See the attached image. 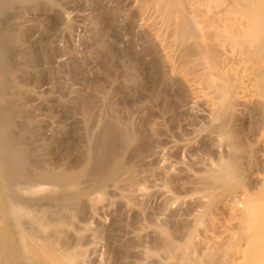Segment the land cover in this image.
<instances>
[{"label":"rangeland","instance_id":"1","mask_svg":"<svg viewBox=\"0 0 264 264\" xmlns=\"http://www.w3.org/2000/svg\"><path fill=\"white\" fill-rule=\"evenodd\" d=\"M254 1L0 0V105L46 176L18 214L0 187V264H264V110L231 103L214 39ZM255 16L227 38L260 68ZM106 123L127 141L98 168Z\"/></svg>","mask_w":264,"mask_h":264},{"label":"bare ground","instance_id":"2","mask_svg":"<svg viewBox=\"0 0 264 264\" xmlns=\"http://www.w3.org/2000/svg\"><path fill=\"white\" fill-rule=\"evenodd\" d=\"M224 4L228 5L227 2H225ZM255 4H256V2L254 3V5ZM255 7H256V9L254 10L255 11L254 13L252 11V13L254 14L252 16H255V15L257 16V17L255 16V18L259 21L258 22L259 25L258 24H256V25L261 30L263 28V25H264V0H258ZM222 8H220V9H222ZM225 8H226V6H225ZM230 10H232V9H230ZM226 11H228V10H226ZM225 15H226V19L228 21L225 22L224 24H222L221 27H219L220 25H217V26L219 27V31H221V32L222 31L225 32V30L227 32L229 31V33L226 34L227 36L228 35L230 36V34H233V32L237 33V35L241 34L238 32L245 31L249 28V26L246 27L248 24L247 21L253 20V19L249 20V18H252V16L246 17V15L244 14L245 15L244 16L242 14V12L240 14L239 12L234 13L232 11H230V12L228 11L227 13H225ZM254 21H256V20H254ZM251 23H249V25H251ZM261 26H262V28H261ZM185 27H187V25ZM259 28H257V29H259ZM186 29L188 30V28H186ZM186 29H185V31H186ZM252 29H254V28L252 27ZM257 29H256V31H260ZM263 30H264V28H263ZM214 31H215V29H214ZM256 31L254 30L255 33H256ZM247 32H249V31H247ZM187 33L188 32L186 31V34ZM215 33L217 34V31ZM217 35H219V34H217ZM253 35L256 36V34H253V32H252L251 36H253ZM227 36L221 37V35H219L217 39L216 38H214V39L216 41V47L218 49L217 52H219V54L222 55V57H224L226 59L225 60L226 61L225 69L228 71V73L230 72V74H229L230 77H228L230 80L229 83L234 86V87L231 86L234 88V95L232 98L233 101H231V103L234 102L235 105H237V104L238 105L239 104H243V105L248 104V105H250V107H252L254 109L258 105V107H260L264 110V91L262 90V92H263L262 98L258 97V95L256 93L257 88H259L258 86L260 84H262L261 81L264 80V78H263L264 77V65H261L262 67H260V68H258V67L254 68L253 66H255V65L258 66V65H257V63H255V65H252V63L250 62L251 59L250 60L248 59L247 55L249 54V52H248V54H246L245 51H248V50L247 49L245 50L246 46L244 44H242L245 41H241L242 42L241 43L242 45H241L240 41L238 42V40L237 41L234 40V38L235 39H238V38L242 39V37L236 36V37H231L230 39H228ZM234 36H235V34H234ZM242 36H243V33H242ZM244 37H245V33H244L243 38ZM252 39H253V37H251V40ZM246 42H248V40ZM247 44H250V43H247ZM243 45L245 47H243ZM249 47H248V49H249ZM252 54H253V52H252ZM263 61H264V59H263ZM258 64L260 65V63H258ZM6 65H7V56L4 52H1L0 53V66L5 68ZM4 68H2V69H4ZM227 83H228V81H227ZM260 88L264 89L263 86ZM212 99H210V100L212 102H214ZM254 109H252V110H254ZM10 119L11 118H9L7 111L0 105V187L3 190V193L11 199V202L8 203V205H7V209H6L7 213L8 214L9 213H11V214L17 213L18 214L20 211H22V210H20L21 209V205H20V198L21 197H19L17 195V193L20 191V189H22L19 186V182L21 181L20 179L25 178L27 180L26 183H28V182H33L34 180L36 181V178H37V180H38V178H41V179L44 177L46 178V176L44 175V177H42L41 175L40 176L30 175V174H32V172L30 174H27V175L25 174L27 172V171H25L26 166H27V158L23 154V152H22L23 150H21V148L17 146V144H19V143L16 144V142H14V139L11 136V134H9L7 131L8 125L10 124ZM99 134H100V139H99L100 145L99 146H100V149L102 150V154L97 159V162H95L97 164L98 168L100 166H102L107 161V159L116 152V149L118 148V146L121 143H125L127 141V137L125 135H123V134L116 135L115 134L114 126H113V124H110V123L104 124L102 131ZM228 142H231V141H228ZM228 145L230 147V158H231V160L227 164V167H226L227 171H229L230 168H232L231 166H233V165H231V164L235 162L237 151H239L238 150L239 147H237L235 145V143L232 142V143H229ZM24 152H25V150H24ZM222 177H220V178L222 179ZM49 178H55L56 180L58 179V181H60L59 183L66 181V180L64 181L63 177H61L59 175L57 177L54 175L53 176L50 175ZM66 183H67V181H66ZM62 185H65V183L64 184L62 183ZM26 188L28 190H32V191L34 190L32 187H31L32 189H30V185L27 186ZM262 189L264 191V182L262 183L261 190ZM252 204H253V202L251 204H248V203H247V205L245 204V211H244V216H243L245 220H248L250 218V213H253V205ZM31 245H33V244H30V246ZM24 247H23V249H24ZM26 247H28V246H26ZM25 249H24V251H25Z\"/></svg>","mask_w":264,"mask_h":264}]
</instances>
